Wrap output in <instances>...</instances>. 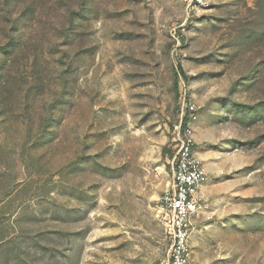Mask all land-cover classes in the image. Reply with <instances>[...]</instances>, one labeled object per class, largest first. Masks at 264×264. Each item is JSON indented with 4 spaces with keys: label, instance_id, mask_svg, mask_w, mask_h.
Returning a JSON list of instances; mask_svg holds the SVG:
<instances>
[{
    "label": "rangeland",
    "instance_id": "obj_1",
    "mask_svg": "<svg viewBox=\"0 0 264 264\" xmlns=\"http://www.w3.org/2000/svg\"><path fill=\"white\" fill-rule=\"evenodd\" d=\"M182 89L194 264H264V0H0V264H163Z\"/></svg>",
    "mask_w": 264,
    "mask_h": 264
},
{
    "label": "built area",
    "instance_id": "obj_2",
    "mask_svg": "<svg viewBox=\"0 0 264 264\" xmlns=\"http://www.w3.org/2000/svg\"><path fill=\"white\" fill-rule=\"evenodd\" d=\"M199 117L196 102L186 89L180 90L178 120L173 130L176 153L171 162L172 181L157 209L158 221L169 242L163 264H194L193 221L201 207L202 188L209 178L197 151L195 128Z\"/></svg>",
    "mask_w": 264,
    "mask_h": 264
},
{
    "label": "trees",
    "instance_id": "obj_3",
    "mask_svg": "<svg viewBox=\"0 0 264 264\" xmlns=\"http://www.w3.org/2000/svg\"><path fill=\"white\" fill-rule=\"evenodd\" d=\"M178 70H180L181 72H183V67H182L181 62L178 63Z\"/></svg>",
    "mask_w": 264,
    "mask_h": 264
}]
</instances>
